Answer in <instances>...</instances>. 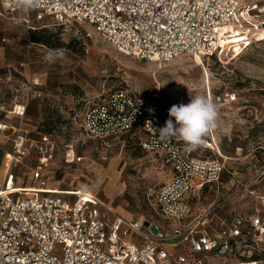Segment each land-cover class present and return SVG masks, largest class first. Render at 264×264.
Instances as JSON below:
<instances>
[{
    "label": "built area",
    "instance_id": "2783aa9c",
    "mask_svg": "<svg viewBox=\"0 0 264 264\" xmlns=\"http://www.w3.org/2000/svg\"><path fill=\"white\" fill-rule=\"evenodd\" d=\"M0 7L7 21L25 23L28 29L35 28L32 12L36 20L48 16L60 24L85 25L91 29L85 30L86 38L96 33L119 53L152 62L178 56L217 58L223 35L226 41L231 38L228 27L244 34L247 43L242 46L264 39V0H42L29 12L0 0ZM6 41L0 31V43ZM149 95L127 89L101 93L82 111L78 129L84 137L106 145L124 135L134 136L143 149L159 154L169 177L154 198L157 220L120 216L95 195L83 196L86 191L48 189V176L42 172L56 151V138L52 133L30 138L21 121L34 95L14 100L8 114L20 122L0 121V143L12 136L0 185V264H204L210 257L237 254L251 240L263 241L264 215L259 209L248 217L222 216L219 205L210 204L193 214L197 192L211 185L216 190L222 187L228 156L212 138L201 147L216 152L215 158L189 156L182 141H161L157 128L165 126L170 106H160L159 86ZM207 98L216 107L238 101L230 89ZM30 152L36 155V165L30 175L33 184L25 185L9 170ZM258 152L264 154V146L252 149L256 161L251 177L236 194L246 191L264 206V195L252 188L264 181V160ZM64 160H80L71 143L66 144Z\"/></svg>",
    "mask_w": 264,
    "mask_h": 264
},
{
    "label": "rangeland",
    "instance_id": "374dc122",
    "mask_svg": "<svg viewBox=\"0 0 264 264\" xmlns=\"http://www.w3.org/2000/svg\"><path fill=\"white\" fill-rule=\"evenodd\" d=\"M16 17L20 19L22 15ZM30 18L36 31L47 29L54 34L52 42L59 39L62 46L53 49L33 41L29 33L34 29H28L25 23L12 24L0 15L1 35L7 38L0 43V120L19 123L18 118L8 114L14 100H25L30 92L41 94L40 118L34 124V119L26 121L24 116L21 124L33 139L40 133L43 116L51 114L55 120L52 134L56 138V151L42 172L50 177L48 182H55L65 191L91 193L120 216L159 219L154 198L169 177L159 154L143 149L134 136H121L109 145L84 137L78 129L82 111L101 93L119 89L147 97L159 86L161 107L188 104L190 94L207 97L230 89L236 92L238 101L217 107L219 127L205 137L212 138L220 152L228 156L221 174L222 187L216 190L211 185L197 192L192 212L200 213L212 204L219 205L222 216L248 217L255 209L264 215V206L246 191L236 194L251 177V164L256 161L252 149L264 146V39L242 46L247 43L244 34L228 27L231 38L227 41L225 35L221 38L218 59L178 56L163 63L123 55L96 33L86 38L85 30L91 29L85 25L60 24L48 16L36 20L34 12ZM6 114L9 119H5ZM10 139L0 143V185L5 174V154L12 149ZM69 143L79 162H65ZM184 151L195 158L217 157L216 152L201 146L195 149L185 146ZM257 156L264 160L261 152ZM35 165L36 155L30 152L9 171L16 181L31 185ZM234 171L236 175L232 176L230 173ZM252 188L264 195V181ZM204 264H264V235L263 241L251 240V245L242 246L235 255L223 259L210 257Z\"/></svg>",
    "mask_w": 264,
    "mask_h": 264
},
{
    "label": "clouds",
    "instance_id": "9594fccd",
    "mask_svg": "<svg viewBox=\"0 0 264 264\" xmlns=\"http://www.w3.org/2000/svg\"><path fill=\"white\" fill-rule=\"evenodd\" d=\"M42 0H9L12 7L29 12ZM188 104H174L168 110L165 126L157 128L159 139L182 141L186 148L195 149L205 143V137L219 127L216 105L204 95H191ZM174 118V119H173Z\"/></svg>",
    "mask_w": 264,
    "mask_h": 264
},
{
    "label": "trees",
    "instance_id": "16d2710c",
    "mask_svg": "<svg viewBox=\"0 0 264 264\" xmlns=\"http://www.w3.org/2000/svg\"><path fill=\"white\" fill-rule=\"evenodd\" d=\"M53 33L49 32L47 29L43 28L38 31L31 30L29 33V37L31 40L39 42L41 44L47 45L49 47H53V49H58L62 46V42L59 39L55 43L52 42ZM55 120L52 118V115L43 116V121L39 124L38 131L40 133H52L54 128ZM129 136V135H126Z\"/></svg>",
    "mask_w": 264,
    "mask_h": 264
},
{
    "label": "crops",
    "instance_id": "0c3cea01",
    "mask_svg": "<svg viewBox=\"0 0 264 264\" xmlns=\"http://www.w3.org/2000/svg\"><path fill=\"white\" fill-rule=\"evenodd\" d=\"M41 101H42V97H41V94L40 93L34 95L33 98L30 99V102H29V104L27 103L28 105H26V109H25V116L27 117L26 118V121H30L31 122V119H34L33 122L35 124L37 122L38 118H40ZM1 108L2 107H0V109ZM5 119H9L8 114H7V117L5 116ZM0 121L8 122V123H11V124H18L17 123L18 121L15 122V123L13 121H10V120H8V121L7 120H0ZM8 161H9V154L7 153L6 156H5L4 164H3V166H4V173L6 172V168H7ZM79 161H77V162H79ZM49 178H48V181H49ZM48 181H47V187L50 190H62V191H64L63 189H59L58 188V184H56L55 182H48ZM125 218H129V217H125Z\"/></svg>",
    "mask_w": 264,
    "mask_h": 264
},
{
    "label": "bare ground",
    "instance_id": "6f19581e",
    "mask_svg": "<svg viewBox=\"0 0 264 264\" xmlns=\"http://www.w3.org/2000/svg\"><path fill=\"white\" fill-rule=\"evenodd\" d=\"M195 59H201V58H199V57H197V58H195ZM9 162V161H8ZM49 189V188H48ZM54 191H61V190H54ZM65 191V190H64ZM66 192H70V191H66ZM83 196H86V197H88L89 195H87V194H84Z\"/></svg>",
    "mask_w": 264,
    "mask_h": 264
}]
</instances>
